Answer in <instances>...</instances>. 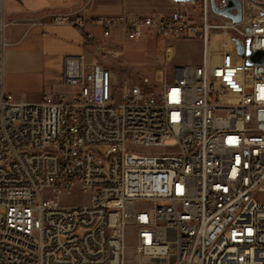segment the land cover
I'll return each instance as SVG.
<instances>
[{"label":"built area","instance_id":"obj_1","mask_svg":"<svg viewBox=\"0 0 264 264\" xmlns=\"http://www.w3.org/2000/svg\"><path fill=\"white\" fill-rule=\"evenodd\" d=\"M241 2L240 22L202 0L180 3H199L198 19L187 8L54 14L88 43L94 29L149 39L214 37L218 24L233 25L231 48L204 46L202 62L175 66L172 82L155 76L160 90L129 77L119 101V78L104 60L116 54L102 43L91 60L65 56L61 83L76 91L38 102L6 92L0 46V264H264V64L247 63L235 41L264 50V9H255L264 0ZM130 145L174 149L139 154ZM77 187L89 203L63 204ZM135 230L145 241H115ZM163 232L170 247L158 246Z\"/></svg>","mask_w":264,"mask_h":264},{"label":"rangeland","instance_id":"obj_2","mask_svg":"<svg viewBox=\"0 0 264 264\" xmlns=\"http://www.w3.org/2000/svg\"><path fill=\"white\" fill-rule=\"evenodd\" d=\"M6 1V15L10 13V0ZM36 8V7H33ZM180 8H187L194 16H199L201 6L186 4ZM264 9V6L257 5L255 9ZM12 27H8V31ZM98 43L104 44L108 49L115 51L116 55L105 54L104 59L110 66L115 76L119 78L114 90L115 100L119 101L123 92L124 82L131 78L141 85L160 90L163 82L157 80L155 76L165 77L167 82H172L174 78V67L178 63L200 64L203 59V37L198 34H189L181 38L157 37L149 39H124L119 30H114L112 37H104L98 30ZM97 43V45H98ZM42 45V43H41ZM39 46L37 43H30L28 40L22 45L13 48H25ZM45 54L43 66L30 64L22 59L14 69L4 72V87L7 93H11L17 101L38 102L44 95L66 92L72 94L76 88L64 86L61 83L58 65L54 62L62 60L65 54L81 53L84 47L79 42L74 46L63 45L49 39L43 43ZM171 47V48H170ZM172 54V59L166 61V56ZM51 62V63H50ZM55 65H54V64ZM162 72V73H159ZM106 150V146L100 148ZM129 149L139 154L165 155L174 148L164 146H129ZM51 194V193H50ZM91 193L79 187L73 189L70 195L62 196V203L67 205H77L89 203ZM135 232H125V247H133V240H136ZM132 252L129 251L128 254Z\"/></svg>","mask_w":264,"mask_h":264},{"label":"crops","instance_id":"obj_3","mask_svg":"<svg viewBox=\"0 0 264 264\" xmlns=\"http://www.w3.org/2000/svg\"><path fill=\"white\" fill-rule=\"evenodd\" d=\"M8 4L10 13L6 15L7 5L4 0L2 12L7 22L6 29L9 26L12 27L6 30L8 42L3 52L4 72L16 68L22 59L30 64L43 66L47 54L42 45L49 39H54L61 46H74L76 42H79L84 47L81 53L65 54L62 60L54 62L58 65L60 78L63 73L65 56L84 54L88 60H91V52L99 41L86 42L80 29L69 24L56 23L54 14H67L78 18L120 16L134 12L152 15L166 14L182 6L173 0H10ZM97 30L101 32L99 29H94L96 36ZM26 40L30 43H37L39 46L13 48L22 45ZM169 55L172 59V54ZM178 65L186 64L178 63Z\"/></svg>","mask_w":264,"mask_h":264},{"label":"bare ground","instance_id":"obj_4","mask_svg":"<svg viewBox=\"0 0 264 264\" xmlns=\"http://www.w3.org/2000/svg\"><path fill=\"white\" fill-rule=\"evenodd\" d=\"M211 0H202V8H210ZM5 16V15H4ZM4 24L7 25L3 17V12L0 11V27ZM220 34V35H218ZM233 34V25L218 24L217 34L213 36L204 35L203 44L204 46L213 45V49L221 48H231L230 35ZM3 36V29L0 28V37ZM7 42H4V38H0L1 50L4 51ZM127 220H135V211L127 212ZM136 241H145V233L143 230H136ZM115 241H123L125 244V232L121 234H115ZM172 245V237H170V232H163V236L158 237V246L160 247H170Z\"/></svg>","mask_w":264,"mask_h":264},{"label":"water","instance_id":"obj_5","mask_svg":"<svg viewBox=\"0 0 264 264\" xmlns=\"http://www.w3.org/2000/svg\"><path fill=\"white\" fill-rule=\"evenodd\" d=\"M178 3H187L192 2L195 0H173ZM226 5L223 7L217 6L215 3V0H211V5L213 10L222 16L230 17L235 22H240L242 20V2L241 0H225ZM233 9H236L237 12H232ZM236 41V48L240 55L245 56L247 55V63L253 64V63H261L264 64V50L257 51L254 53H251L249 49V42L250 40H247L246 44H244L239 38L235 39Z\"/></svg>","mask_w":264,"mask_h":264}]
</instances>
